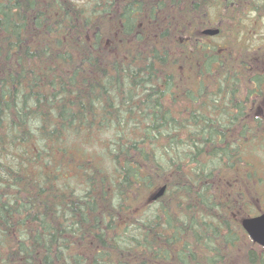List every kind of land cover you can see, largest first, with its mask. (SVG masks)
<instances>
[{"label":"trees","instance_id":"1","mask_svg":"<svg viewBox=\"0 0 264 264\" xmlns=\"http://www.w3.org/2000/svg\"><path fill=\"white\" fill-rule=\"evenodd\" d=\"M250 1L0 0V264H264Z\"/></svg>","mask_w":264,"mask_h":264},{"label":"flooded vegetation","instance_id":"2","mask_svg":"<svg viewBox=\"0 0 264 264\" xmlns=\"http://www.w3.org/2000/svg\"><path fill=\"white\" fill-rule=\"evenodd\" d=\"M233 17H236L238 22L243 23L245 27L247 26V30L249 33H253L255 37L257 35V40L252 46L253 48H251L250 50L247 49V61H244V59L241 58L242 44H239L240 46H238L236 52H234L235 59L237 61V82L239 80V83H237V87L240 89V92L243 95V99L248 98L243 102L248 107V111L250 113H264V8L256 9L251 1L247 6L236 4L233 11ZM243 18H245V22L243 21ZM239 26L240 25L238 24V27ZM243 72L247 73L246 78L242 75ZM256 78H259L260 80L257 81ZM262 213H264V211L245 217H253ZM245 217L239 219L240 226L249 240L256 245L259 252L258 254L260 255V259H264V246L253 242L241 225V220ZM252 264L257 263L253 261Z\"/></svg>","mask_w":264,"mask_h":264},{"label":"water","instance_id":"3","mask_svg":"<svg viewBox=\"0 0 264 264\" xmlns=\"http://www.w3.org/2000/svg\"><path fill=\"white\" fill-rule=\"evenodd\" d=\"M218 32V28H206L202 30V34L206 35H215ZM164 191L165 186H162L152 195L151 199H158L163 195ZM241 225L253 242L264 246V213L243 218L241 220Z\"/></svg>","mask_w":264,"mask_h":264},{"label":"rangeland","instance_id":"4","mask_svg":"<svg viewBox=\"0 0 264 264\" xmlns=\"http://www.w3.org/2000/svg\"><path fill=\"white\" fill-rule=\"evenodd\" d=\"M252 164V163H251ZM251 164H249V170H252L253 169V167H252V165ZM254 164V163H253ZM255 166H256V170H257V173H256V177H255V179H254V181H255V184L257 185V184H259V185H261V186H263V187H261V189H263L264 188V174H262L261 172V170H259V168H258V164H254ZM255 171V170H254ZM256 172V171H255ZM260 179V180H259ZM258 205H260V204H258ZM257 205V206H258ZM239 263H241V261L239 262ZM239 263H236V264H239Z\"/></svg>","mask_w":264,"mask_h":264}]
</instances>
